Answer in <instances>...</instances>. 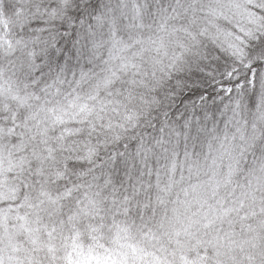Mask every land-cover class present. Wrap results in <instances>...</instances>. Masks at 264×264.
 Segmentation results:
<instances>
[{"label":"snow or ice","instance_id":"6c2138e0","mask_svg":"<svg viewBox=\"0 0 264 264\" xmlns=\"http://www.w3.org/2000/svg\"><path fill=\"white\" fill-rule=\"evenodd\" d=\"M0 264H264V0H0Z\"/></svg>","mask_w":264,"mask_h":264}]
</instances>
